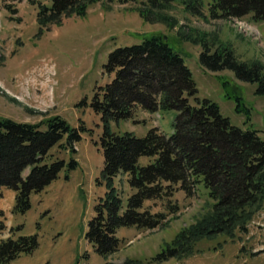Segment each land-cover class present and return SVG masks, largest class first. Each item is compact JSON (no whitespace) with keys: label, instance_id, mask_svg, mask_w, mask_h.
<instances>
[{"label":"rangeland","instance_id":"obj_1","mask_svg":"<svg viewBox=\"0 0 264 264\" xmlns=\"http://www.w3.org/2000/svg\"><path fill=\"white\" fill-rule=\"evenodd\" d=\"M212 1L203 0L200 15L188 10L184 0H174L160 11L150 10L147 0H101L90 4L83 16L71 13L43 25L40 7L50 5L51 0H0V118L39 124L60 116L72 127L82 129L75 154L63 145L51 150L48 162L63 160L66 167L42 192L31 195V209L25 215L13 213L15 191L1 189L0 210L6 229L0 241L22 236H36L38 240L32 253L22 254L9 264H264V207L246 232L237 230L233 238L224 234L205 238L197 242L190 257H162L167 244L212 212L213 200L203 184L191 195L175 185L168 196L146 202L152 213L166 218L155 229L121 228V245L114 255H98L86 239L95 206L107 191L101 182L103 125L91 105L99 87L112 79L105 64L117 47L141 43L154 32L165 34L190 66L199 98L219 104L222 114L237 127L264 129V96L257 95L258 84L239 80L228 69L207 70L200 63L203 45L190 39L205 35L214 47L227 44L239 60L259 62L264 67V20L254 19L253 14L212 17ZM152 13L157 14L153 19ZM163 15L174 18L173 24L162 21ZM225 81L232 95L243 98L250 119L237 113L235 101L226 98ZM176 116L177 112L170 111L152 117L138 109L134 119L111 126L116 134L132 132L143 138L160 123L161 132L169 138ZM73 158L79 165L70 170ZM151 160L142 157L140 165L146 166ZM128 179V174L115 179L124 200L134 192Z\"/></svg>","mask_w":264,"mask_h":264},{"label":"trees","instance_id":"obj_2","mask_svg":"<svg viewBox=\"0 0 264 264\" xmlns=\"http://www.w3.org/2000/svg\"><path fill=\"white\" fill-rule=\"evenodd\" d=\"M97 1L101 0H51L50 5L40 7V22H58L71 13L83 16L88 6ZM173 1L147 0V5L150 10L160 11ZM184 3L191 12L202 14L203 0ZM209 11L215 18L253 14L254 19L264 20V0H213ZM141 14L151 21L147 13ZM152 14V19L157 16ZM163 19L160 20H171V25L175 21L168 15H163ZM205 37L190 38L204 47L200 52L201 65L214 72L231 70L237 79L257 83V95L264 96L263 65L241 61L231 46L214 47ZM105 69L113 75L112 79L99 87L91 105L103 125L101 182L107 190L95 206L86 233L95 252L102 257L117 253L121 228H157L166 217L152 213L146 202L168 196L175 185L191 195L203 184L213 200L212 212L167 244L164 259L192 256L197 242L205 238L218 234L233 238L237 230L246 232L264 207V129L237 127L222 114L219 104L199 98L184 55L160 32L145 36L141 43L111 51ZM223 86L226 98L235 101L236 112L250 119L243 98L232 95L226 81ZM138 109L151 114L177 112L173 135L168 138L158 128H152L143 138L132 132H113L112 123L134 119ZM81 131L60 116L39 124L0 118V191H15L14 214L25 215L31 209V195L42 192L59 177L66 162H48L51 150L63 145L75 154V145L82 140ZM142 157L152 160L141 166ZM78 165L73 158L68 168L75 170ZM28 169L30 172L24 177ZM122 174L129 175L128 183L134 190L127 200L115 186V179ZM3 218L0 210V234L6 229ZM37 246L36 236L2 239L0 264L30 254Z\"/></svg>","mask_w":264,"mask_h":264},{"label":"crops","instance_id":"obj_3","mask_svg":"<svg viewBox=\"0 0 264 264\" xmlns=\"http://www.w3.org/2000/svg\"><path fill=\"white\" fill-rule=\"evenodd\" d=\"M146 113H148V112H146ZM148 114H150V113H148ZM152 117H153V114H152ZM158 128L160 129V131H161V127H160V123H158Z\"/></svg>","mask_w":264,"mask_h":264},{"label":"water","instance_id":"obj_4","mask_svg":"<svg viewBox=\"0 0 264 264\" xmlns=\"http://www.w3.org/2000/svg\"><path fill=\"white\" fill-rule=\"evenodd\" d=\"M165 38H167V36H165Z\"/></svg>","mask_w":264,"mask_h":264}]
</instances>
